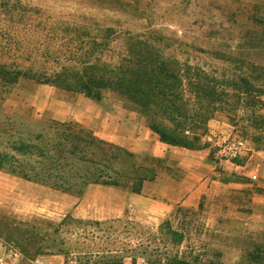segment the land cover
Here are the masks:
<instances>
[{
    "label": "rangeland",
    "instance_id": "1",
    "mask_svg": "<svg viewBox=\"0 0 264 264\" xmlns=\"http://www.w3.org/2000/svg\"><path fill=\"white\" fill-rule=\"evenodd\" d=\"M23 3L39 9V13H28L33 19L31 24L0 20L1 26L22 33L21 45L7 46L11 52L35 56L37 65L49 69H59L62 65L78 68L79 65L67 62L66 58H83L88 55V49L102 61L115 63L123 53L127 31L151 41L164 55L178 60L181 69L189 66L192 70L216 74L220 80L230 79L235 69L245 72L250 65L264 67V0H23ZM106 27L114 29L109 36L104 31ZM93 38L109 39V50L92 46ZM40 87L46 89L42 91ZM222 87L230 95L223 103L225 108H219L209 120L213 137L209 139L210 147H217L216 156L222 158L231 151L245 155L252 147L259 146L250 138L251 129L244 127L250 111L245 106L248 95L236 86ZM53 89L66 100L85 97L50 83L21 79L0 100V153L7 155L4 168H25L30 173L31 167L46 163L49 153H44L50 151L60 131L55 129L56 124L43 125L38 111H23L16 106L30 103ZM186 95L191 97L189 93ZM101 101L107 109L121 116L140 118L147 126L145 117L116 93L106 91ZM67 123L74 131L86 134L97 152L94 163L79 161V154L70 157L64 152L59 157L63 165L69 160L75 163L77 168L68 173H73L77 180L111 174L126 193H132L138 187L136 176L145 180L188 177L189 204L174 205L160 219L140 220L127 210L119 220L67 218L60 226L41 220L30 224L3 220L13 235L28 234L32 239L23 244L28 257L37 252H62L66 264H108L119 259L125 264L131 261L166 264L172 257L198 264H264V204L253 201L249 191L235 188V184L254 180L229 159H223L219 169L208 150L178 147L173 148L172 158L146 153L135 154L134 158L123 156L114 162L125 169L118 176L103 167L98 154L103 143L98 139L127 150L121 139ZM258 161L253 158L250 166L255 167ZM73 188L81 187L78 184Z\"/></svg>",
    "mask_w": 264,
    "mask_h": 264
},
{
    "label": "trees",
    "instance_id": "2",
    "mask_svg": "<svg viewBox=\"0 0 264 264\" xmlns=\"http://www.w3.org/2000/svg\"><path fill=\"white\" fill-rule=\"evenodd\" d=\"M30 12L37 14L39 9L25 5L23 0H0V20L19 25L31 24L33 19L28 14ZM104 31L109 36L114 29L106 27ZM20 34H22L20 30L0 25V100H3L4 95L21 79L50 83L64 91L81 93L97 101L103 99L106 91H111L140 112L145 117L147 126L162 142L186 149L208 150L209 157L216 160L219 169L222 168L223 159H229L236 166H243L252 152L264 150V147H260L264 145V101L261 99L264 98V67L250 65L245 72L235 69L230 74V79L220 80L216 74L199 69L192 70L189 66L181 69L178 60L164 55L151 41L142 39L140 34L127 31L123 37V53L115 63L102 61L99 55H93L92 49H88V55L83 58H66L67 62L79 65L78 68L62 65L59 69H49L37 65L38 59L35 56L9 51L7 45L10 43L20 45L23 43ZM91 43L95 48L105 50L110 47L111 41L109 39L98 41L93 38ZM54 59L58 57L54 56ZM226 84L241 88L248 95L245 106L250 108V111L244 127L251 129L250 138L259 146L252 147L245 155L239 151H231L222 158L216 156L217 147H210L212 143L209 139L213 140V137L208 123L219 108H225L223 103L228 101L230 95L225 87H222ZM252 91L255 92L254 95L250 94ZM232 122L235 123L234 120ZM49 123L56 124L55 129L60 132L56 135L50 151L47 149L44 153H49L46 163L31 167L30 173L24 171L25 168L6 169L3 167V161L7 155L0 153V169L76 193H81L90 182L120 184L111 174L105 178L84 181L77 180L73 173H68L77 167L69 159L64 165L61 164L59 159L63 157L64 152L70 157L79 154L81 156L78 157L79 161L93 162L97 153L92 149L95 144L88 140L86 134L69 128L70 123L56 121ZM242 131L247 132L244 129ZM98 140L99 143H103V147L98 150L103 167L118 176L125 173V169H120L114 162L123 156L134 158L135 154L109 142ZM135 178L134 181L138 182V191L146 178L140 176ZM78 184L81 188L74 189L73 187H77ZM27 240L32 241L30 237H27ZM36 250L37 248L33 251ZM108 264H123V260L115 262L111 260ZM166 264L198 263L172 257L168 258Z\"/></svg>",
    "mask_w": 264,
    "mask_h": 264
},
{
    "label": "crops",
    "instance_id": "3",
    "mask_svg": "<svg viewBox=\"0 0 264 264\" xmlns=\"http://www.w3.org/2000/svg\"><path fill=\"white\" fill-rule=\"evenodd\" d=\"M34 101L16 107L38 111L43 125L50 121L73 122L79 127L92 128L104 136L121 139V144L134 154L172 158L173 148H178L162 142L140 118L121 116L107 109L102 101L86 96L66 100L56 89L39 95ZM253 158L259 160L255 167L250 166ZM236 168L254 181L248 179L235 184V188L249 191L253 201L264 204V151H255L245 165ZM189 182L188 177H156L144 180L140 189L132 193H126L120 184L90 182L81 193H76L0 169V264H66L62 252H37L28 257L23 252V244L28 242L29 235H13L3 220L12 224L41 220L60 226L67 218L100 222L119 220L125 217L127 210L140 220L160 219L174 205L189 204ZM130 264L135 263L131 261Z\"/></svg>",
    "mask_w": 264,
    "mask_h": 264
}]
</instances>
